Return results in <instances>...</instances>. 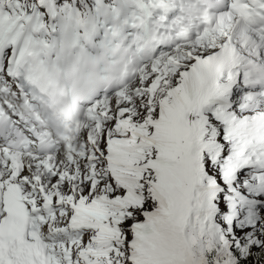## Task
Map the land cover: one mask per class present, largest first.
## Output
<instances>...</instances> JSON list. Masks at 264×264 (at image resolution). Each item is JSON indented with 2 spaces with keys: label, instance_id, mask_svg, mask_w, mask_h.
<instances>
[{
  "label": "snow or ice",
  "instance_id": "obj_1",
  "mask_svg": "<svg viewBox=\"0 0 264 264\" xmlns=\"http://www.w3.org/2000/svg\"><path fill=\"white\" fill-rule=\"evenodd\" d=\"M150 3L169 11L170 0ZM36 6L51 9L47 21ZM57 7L0 0V225L18 209L39 264H264V90L241 70L246 59L264 75V0H229L218 20L205 14L202 31L181 30L172 44L145 27L142 63L88 99L75 142L62 143L46 125L67 123L69 108L54 101L46 120L34 93L54 95L60 74L78 70L61 53L83 52L95 26L67 15L59 39H35L56 32ZM241 21L258 26L251 50L234 37ZM95 84L83 78L79 93ZM0 264L37 256L19 261L0 247Z\"/></svg>",
  "mask_w": 264,
  "mask_h": 264
},
{
  "label": "rangeland",
  "instance_id": "obj_2",
  "mask_svg": "<svg viewBox=\"0 0 264 264\" xmlns=\"http://www.w3.org/2000/svg\"><path fill=\"white\" fill-rule=\"evenodd\" d=\"M41 1L43 2L44 0ZM57 4H58L57 12H59V16L56 19L59 20L58 23L59 28H62V31L59 30L61 33L65 31V28L69 23L67 15L80 17L81 19L86 21L90 20L91 24L95 26V34L92 37V43H87L86 41L83 40L81 41L84 47V51L80 55H75L76 48H72L70 50L61 53L62 57H67L69 62L74 65H77L81 60H84L82 59V56L92 57L94 51H99L102 48H105L102 47L101 45H107V47L112 46V44H114V42L116 41L114 40L112 41L109 32L112 30L113 31L119 30V28H120L119 32H121L122 31L121 23L124 22L128 23V21L131 22L130 20L133 19L132 16L133 10H130L129 8L131 4V0H57ZM134 8L135 5L133 4L131 9ZM44 18L45 15L43 19ZM47 18L44 19V21H47ZM52 23H53L52 21H48V28ZM106 26H107V31L111 29L107 33L105 29ZM68 31L70 34L71 29H68ZM80 31L81 34H83V29H81ZM28 32H29V28L28 26H25V34H28ZM126 35L128 36L129 32ZM39 36H43V33H39ZM60 37H61L60 34L56 36L57 39H59ZM51 38H53V36ZM96 40L98 41V45L102 43L98 48L93 47L95 45ZM108 40L111 41V45H109ZM250 45L254 46L252 43H250ZM78 60L79 62L77 63ZM245 61L247 62L246 59ZM248 72L249 73L251 72L250 74L254 73V71L252 70H249ZM257 75L259 76V79H257L256 81L255 79H253L252 82L259 83L262 80V83L264 84V75H260L259 73H257Z\"/></svg>",
  "mask_w": 264,
  "mask_h": 264
},
{
  "label": "bare ground",
  "instance_id": "obj_3",
  "mask_svg": "<svg viewBox=\"0 0 264 264\" xmlns=\"http://www.w3.org/2000/svg\"><path fill=\"white\" fill-rule=\"evenodd\" d=\"M146 1H148V2H150V0H146ZM184 1V5H188V1L187 0H183ZM44 2H45V0H44ZM228 2H229V0H226V3L224 4L225 6L224 7H226V5L228 4ZM176 3V0H170V3H169V8L170 7H172L174 4ZM205 3H207L208 4V1L207 0H201V2H200V4H202L201 6L199 5V6H197V3H196V1H192V3H191V5H189V6H191V7H193V11H192V13H193V15H194V19L188 24L191 28H190V30H188V32L191 34V35H195L197 32H199V31H202V29L205 27V25L204 26H202L200 23H199V20H202V18L204 17V15L206 14V11H205V9H204V7H203V5L205 4ZM216 6H219V5H216ZM203 7V8H202ZM128 8V7H127ZM219 8V7H218ZM129 11V10H128ZM158 11V12H157ZM159 11H160V8H158V7H155L154 9H153V11L152 12H157V14L159 13ZM126 12V11H125ZM223 13V12H222ZM123 14V13H122ZM192 15V14H191ZM191 15H190V17H191ZM125 16V15H124ZM126 17V16H125ZM168 17H170L169 19H168ZM177 17H180V14L177 16ZM176 18V16H172V15H170L169 14V12H168V16H167V19L166 20H169V21H172L173 19H175ZM129 19V18H128ZM189 18L187 17V16H185V17H183V18H181V19H179V20H174L171 24H170V26H169V32L171 33V34H166V33H164V38H166V37H170V36H173V37H176V34H177V32H179V31H181V30H177V27L180 25L181 26V24L183 23V21H187ZM216 20H218V19H213V22H215ZM126 21V20H125ZM131 21V20H130ZM129 22V21H128ZM115 26V25H114ZM248 26L249 25H246V30L244 29V27L242 28V34H241V38L243 37V36H247L248 37V41H249V43H252L253 45H254V47L256 46V44H258V43H261V42H258V38H257V35H255V34H253V32L252 31H250V30H247L248 29ZM117 27V26H116ZM185 27L186 26H184V27H182V30H185ZM152 29V28H151ZM115 30V29H114ZM119 30H120V28H119ZM122 30V29H121ZM113 31V30H112ZM130 33V36H131V40H130V42L128 43V44H131L132 43V41H134L135 39H136V37H137V32H138V29L137 28H133L132 26L130 27V28H124L120 33H119V36H123V37H125V35L127 34V33ZM58 34H62L61 32H58ZM234 36H235V31H234ZM122 37V38H123ZM111 38H112V36H111ZM109 41V40H108ZM109 43V42H108ZM96 45H98V41L96 40L95 41V45L94 46H96ZM109 45H111V44H109ZM93 46V47H94ZM141 46V45H140ZM140 46H138V49L140 48ZM253 47V48H254ZM103 49V48H102ZM82 52H81V50H79V49H76V51H75V55H80ZM137 54L135 53V55H134V60H133V62H132V69H133V71L142 63V58H143V54L141 53V52H139V56H136ZM76 57V56H75ZM79 58V57H78ZM260 65V64H259ZM261 66V65H260ZM83 70H85L86 68H82ZM126 72H122L119 76H118V79L119 80H121V77H124V74H125ZM251 73V72H250ZM70 75H73V73H70ZM125 79H130L131 77L130 76H128V77H124ZM257 79H259V76L258 75H256L255 76V81L257 80ZM121 83H122V80H121ZM111 86H108L109 84H107V89L105 90V91H108L111 87H113L114 85H115V83H113V82H111ZM257 84V82H255V85ZM121 85V84H120ZM66 86H68V83L66 82ZM67 91H69V89L67 88ZM104 92V91H103ZM99 93V91H95V92H93L92 93V95H87V96H89V99L90 98H92L94 95H96V94H98ZM88 99H86V101H87ZM75 101H79V100H74L73 102H72V105H73V103L75 102ZM86 101H83V100H80V102L78 103V105H80L81 103H86ZM71 105V106H72ZM77 111V109L76 108H74V113H73V116H74V125L76 124V121H77V115H79V114H81V111L80 112H76ZM73 124V122L71 123V125ZM39 126V125H38ZM66 129H68V128H71V126H64ZM63 130H65V129H63V127L61 128V134H60V137H63L64 139H65V141L67 142V141H71V142H75V139H76V134H73V132H70L69 130H68V134H65V133H63Z\"/></svg>",
  "mask_w": 264,
  "mask_h": 264
},
{
  "label": "water",
  "instance_id": "obj_4",
  "mask_svg": "<svg viewBox=\"0 0 264 264\" xmlns=\"http://www.w3.org/2000/svg\"><path fill=\"white\" fill-rule=\"evenodd\" d=\"M18 233L20 234V231H19V230L16 231V235H17Z\"/></svg>",
  "mask_w": 264,
  "mask_h": 264
}]
</instances>
